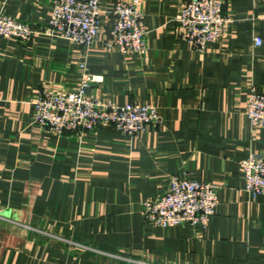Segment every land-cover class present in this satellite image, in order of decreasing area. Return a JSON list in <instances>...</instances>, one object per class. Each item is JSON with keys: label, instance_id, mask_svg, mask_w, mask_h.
Segmentation results:
<instances>
[{"label": "crops", "instance_id": "crops-1", "mask_svg": "<svg viewBox=\"0 0 264 264\" xmlns=\"http://www.w3.org/2000/svg\"><path fill=\"white\" fill-rule=\"evenodd\" d=\"M129 1L100 0L102 33L85 48L49 34L54 0H0L36 32L0 37V264H264V196L241 166L264 154L247 115L252 89L264 93V0H225L224 35L202 51L176 22L189 0H140L144 56L105 43L114 5ZM85 70L103 77L88 96L150 105L162 122L63 137L36 124L37 96L77 92ZM174 176L216 186L207 227L145 220Z\"/></svg>", "mask_w": 264, "mask_h": 264}, {"label": "built area", "instance_id": "built-area-1", "mask_svg": "<svg viewBox=\"0 0 264 264\" xmlns=\"http://www.w3.org/2000/svg\"><path fill=\"white\" fill-rule=\"evenodd\" d=\"M224 3L225 0H189L176 16L183 37L196 50L202 51L223 37L229 21ZM139 4L140 0H130L114 5L105 41L108 48L139 56L147 53L146 26ZM101 14L100 0H54L49 34L90 48L102 33ZM35 34L30 24L0 13V37L29 43ZM255 43L261 45V38H256ZM102 81V76L85 70L77 92L39 94L33 104L34 122L57 137L101 128L136 135L162 122L158 110L150 105H107L88 96V88ZM247 115L253 127H264V93L256 88L249 96ZM241 166L246 190L254 196H264V154L252 153ZM218 204L216 186L174 176L162 195L146 200L143 215L148 223L161 228L183 224L205 228Z\"/></svg>", "mask_w": 264, "mask_h": 264}]
</instances>
